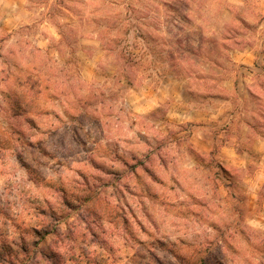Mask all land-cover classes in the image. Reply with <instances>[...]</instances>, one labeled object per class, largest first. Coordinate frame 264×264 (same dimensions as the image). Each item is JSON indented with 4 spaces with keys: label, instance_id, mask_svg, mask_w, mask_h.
<instances>
[{
    "label": "rangeland",
    "instance_id": "1",
    "mask_svg": "<svg viewBox=\"0 0 264 264\" xmlns=\"http://www.w3.org/2000/svg\"><path fill=\"white\" fill-rule=\"evenodd\" d=\"M260 1L0 7V264H264V186L245 183L261 159L222 167V125L197 151L177 109L224 105L264 139Z\"/></svg>",
    "mask_w": 264,
    "mask_h": 264
},
{
    "label": "crops",
    "instance_id": "2",
    "mask_svg": "<svg viewBox=\"0 0 264 264\" xmlns=\"http://www.w3.org/2000/svg\"><path fill=\"white\" fill-rule=\"evenodd\" d=\"M0 7H3V11L14 10L22 6V0H3ZM229 2V8L232 9L233 5L242 6L245 4V0H227ZM2 4V5H1ZM259 7L262 15L264 16V0L259 2ZM12 13L10 18L7 14H3L8 21L20 22L21 18L19 13ZM237 59L239 64H242L246 70V73L252 72L251 68L253 66V56L248 52H239V54L234 55L233 59ZM249 79L243 77L233 83L236 87L241 90L244 86H247ZM245 97L248 95L245 91ZM248 97V96H247ZM222 98V97H221ZM226 102V99L223 100ZM177 109L181 111V116L184 121L193 122L195 125L199 126V133H195L191 136V143L193 148L197 151H208L210 149L209 141L207 139V133L203 130L207 128V125L212 121H217L219 125L223 127V133L228 136L225 138L223 143L219 145L218 148V158L220 165L224 168L233 166L239 168L244 172H249L251 170V165L253 164V158H260V166L256 169L254 168V174L248 173V179L245 183H250L249 188L254 190L255 193L251 194L253 200L259 197V191L264 186V139L260 137L253 136V130L251 126L246 121L236 122L233 117L232 112H227L225 106L217 108L216 115L210 114L207 111L201 109L192 108L189 106V102H186L184 106L178 105ZM240 123V124H239ZM236 125L238 128L236 129ZM264 215V202L259 211Z\"/></svg>",
    "mask_w": 264,
    "mask_h": 264
},
{
    "label": "trees",
    "instance_id": "3",
    "mask_svg": "<svg viewBox=\"0 0 264 264\" xmlns=\"http://www.w3.org/2000/svg\"><path fill=\"white\" fill-rule=\"evenodd\" d=\"M217 45L220 47H222V46H224V41H226L227 40V37L224 35V34H222V33H220L219 35H218V37H217ZM108 41V40H107ZM106 44H108V43H106ZM126 60L127 59H129L130 58V56L129 55H127V56H123ZM22 79H21V81H20V84L21 85H23L24 87L26 86L29 90H33L34 88H37L38 87V80L34 77H32V75H30V74H28V73H25V72H23L22 73Z\"/></svg>",
    "mask_w": 264,
    "mask_h": 264
}]
</instances>
